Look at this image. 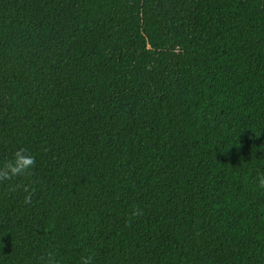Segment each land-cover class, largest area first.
Here are the masks:
<instances>
[{
  "label": "trees",
  "instance_id": "1",
  "mask_svg": "<svg viewBox=\"0 0 264 264\" xmlns=\"http://www.w3.org/2000/svg\"><path fill=\"white\" fill-rule=\"evenodd\" d=\"M21 147L0 264H264V0H0Z\"/></svg>",
  "mask_w": 264,
  "mask_h": 264
},
{
  "label": "clouds",
  "instance_id": "2",
  "mask_svg": "<svg viewBox=\"0 0 264 264\" xmlns=\"http://www.w3.org/2000/svg\"><path fill=\"white\" fill-rule=\"evenodd\" d=\"M35 158L27 152L25 148H18L3 165H0V182L9 181L16 177H29L31 170L35 166ZM258 183L261 188H264V174L258 178ZM27 195L24 197V202L30 204L32 199V190L27 185L23 189ZM141 209L136 208L132 211L129 223L132 218L142 215ZM92 257L86 256L81 258V264H91ZM42 264H59L56 259V253L48 252L42 260Z\"/></svg>",
  "mask_w": 264,
  "mask_h": 264
}]
</instances>
